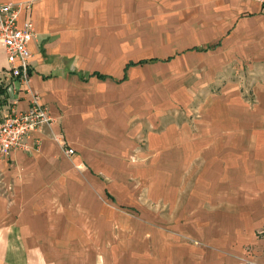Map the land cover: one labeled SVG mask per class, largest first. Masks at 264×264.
Returning <instances> with one entry per match:
<instances>
[{
  "label": "crops",
  "instance_id": "0c3cea01",
  "mask_svg": "<svg viewBox=\"0 0 264 264\" xmlns=\"http://www.w3.org/2000/svg\"><path fill=\"white\" fill-rule=\"evenodd\" d=\"M0 2L28 4L27 10L20 7L18 20L29 18L35 32L29 43L28 84L4 71L0 45V116L12 100L16 109L28 106L27 87L53 118L31 135L27 149L12 150L0 161V264H115L87 243L93 235L88 219L68 215L69 205L56 200L59 191L53 180L62 173L57 165L67 161L62 145L73 147L71 156L78 162L90 151L86 144H97L101 135L113 136L109 142L117 143L116 136L127 134L130 120L145 106L174 112L176 120L166 130L148 137L153 146L173 144L177 153L187 138L190 152L204 146L217 152L234 143L233 135L245 133L244 117L253 125L260 122L258 106L245 104L234 89L228 94L238 84H225L226 73L264 69V9L259 2ZM213 85L218 93H203L194 103L202 106L205 122L206 144L199 146L200 137L191 126L181 127L177 121L179 103L190 104L191 94L180 96L177 91H204ZM247 231L227 243L220 240L213 260L188 244L178 250L160 233L152 256L133 251L116 264H238L244 258L264 264V255L242 254Z\"/></svg>",
  "mask_w": 264,
  "mask_h": 264
},
{
  "label": "rangeland",
  "instance_id": "374dc122",
  "mask_svg": "<svg viewBox=\"0 0 264 264\" xmlns=\"http://www.w3.org/2000/svg\"><path fill=\"white\" fill-rule=\"evenodd\" d=\"M225 76L226 85L238 84L227 89L228 94L234 89L245 104L260 109V122L254 120L253 125L244 117L245 133L233 135L229 147L212 152L204 146L190 152L188 138L181 153L173 144L153 146L148 136H157L176 120L174 112L160 105L156 110L145 106L134 115L127 134L116 136L117 143L109 142L113 136L101 135L97 144H86L90 151L78 162L69 152L73 147L62 145L67 161L57 165L62 173L53 180L59 191L56 200L69 205L68 215L88 219L93 235L87 243L97 254H107L115 264L133 251L152 256L162 233L160 238L171 239L167 243L178 250L180 244H188L213 260L220 240L227 243L248 230L242 254L264 255V69ZM189 92L192 100L179 103L177 121L181 127L190 125L202 146L205 122L202 106L194 103L203 93L219 91L216 85L204 91H177L180 96ZM6 159L0 156V161ZM2 176L0 168V180ZM238 264L257 263L244 258Z\"/></svg>",
  "mask_w": 264,
  "mask_h": 264
},
{
  "label": "built area",
  "instance_id": "2783aa9c",
  "mask_svg": "<svg viewBox=\"0 0 264 264\" xmlns=\"http://www.w3.org/2000/svg\"><path fill=\"white\" fill-rule=\"evenodd\" d=\"M259 2L264 9V0ZM29 9L28 4L20 6L11 2H0V45L5 53L6 71L12 79L20 84H28L32 74L31 52L29 43L34 38L33 22L29 18L19 22V11ZM28 95V106L16 109L15 101L6 105L0 116V156L7 157L12 150L29 147L31 135L50 125L52 116L48 107L42 103L36 92L23 88ZM72 152V149H69Z\"/></svg>",
  "mask_w": 264,
  "mask_h": 264
},
{
  "label": "trees",
  "instance_id": "16d2710c",
  "mask_svg": "<svg viewBox=\"0 0 264 264\" xmlns=\"http://www.w3.org/2000/svg\"><path fill=\"white\" fill-rule=\"evenodd\" d=\"M127 64H131V63H127ZM99 75V74H98ZM100 76V75H99Z\"/></svg>",
  "mask_w": 264,
  "mask_h": 264
}]
</instances>
